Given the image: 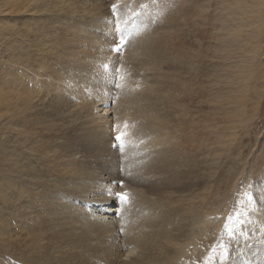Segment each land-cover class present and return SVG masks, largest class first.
I'll return each mask as SVG.
<instances>
[{
    "label": "bare ground",
    "instance_id": "6f19581e",
    "mask_svg": "<svg viewBox=\"0 0 264 264\" xmlns=\"http://www.w3.org/2000/svg\"><path fill=\"white\" fill-rule=\"evenodd\" d=\"M0 20V264H183L245 171L264 0H0ZM257 186L222 264H264Z\"/></svg>",
    "mask_w": 264,
    "mask_h": 264
},
{
    "label": "rangeland",
    "instance_id": "374dc122",
    "mask_svg": "<svg viewBox=\"0 0 264 264\" xmlns=\"http://www.w3.org/2000/svg\"><path fill=\"white\" fill-rule=\"evenodd\" d=\"M1 21L2 20H0V27L3 25ZM129 49L130 48L124 47L122 53L118 54L114 52V54H117V57H119L117 58V63L121 61L123 63L125 62L124 58ZM261 53L264 54V50ZM257 63L259 65L262 63L261 70L258 71L257 77H252L253 79L251 78L249 82L248 102L244 109V112L247 113L246 121L241 124L240 134H238L236 142H234L231 137H228V139L232 140L231 142H234L235 145L238 146L239 150L234 145L235 153L237 154L238 151L241 153L244 159L243 163L247 160L245 171L236 186L231 190V195L229 197L230 202L227 201L228 197L223 200V202L227 201V208L217 216H213L214 214L210 212V217H213L212 219L205 216L208 220L217 221V223L214 224L211 222L210 227H201L203 228L202 231L197 232L198 237L193 241V243H197L193 244L191 247L192 256L183 258V264H222V261L224 263V260L227 259L229 255L231 256L237 251L238 247L236 246H241V238L245 242L248 241V237L246 236V238L244 235L249 233V229L254 223V217L251 215L250 211L253 210L251 206L253 203L251 204V201L254 199V194H258L256 189V187H258L257 185L260 186L258 191L264 192V185L258 183L259 178L257 177L262 173L261 171H264V56L258 60ZM251 167L253 168L252 172L255 177H249ZM229 168L230 167H226L223 171L228 172ZM258 169H261L260 173L257 172ZM239 170L241 169H238V171ZM230 173L233 174L234 170L231 169ZM261 178L264 179V175ZM213 191L217 192L215 188L212 189V192ZM219 194L217 193L216 197L222 198L223 195ZM249 196H251V199L253 197L251 201H249ZM260 197L262 198V195ZM223 202L217 201L215 205H220ZM244 230L248 232L246 233ZM192 258L193 262H190Z\"/></svg>",
    "mask_w": 264,
    "mask_h": 264
},
{
    "label": "snow or ice",
    "instance_id": "6c2138e0",
    "mask_svg": "<svg viewBox=\"0 0 264 264\" xmlns=\"http://www.w3.org/2000/svg\"><path fill=\"white\" fill-rule=\"evenodd\" d=\"M113 11H118L117 5H113ZM117 37L118 41L117 38L114 37L113 47L111 50L119 54L123 52L124 46L126 45L127 41L122 33H118ZM104 67H107V65H105ZM117 74H119V70H117ZM120 78L123 79V76L121 75ZM130 127L131 126L128 125L127 122L124 123L123 130H121V127L119 125L113 127V131L116 133L114 137L116 144L114 146H117L120 150H123L126 144L128 143V137L131 134ZM108 194L118 197L123 202H127L128 193L112 192L109 190ZM248 198L249 201H251V196H249Z\"/></svg>",
    "mask_w": 264,
    "mask_h": 264
}]
</instances>
